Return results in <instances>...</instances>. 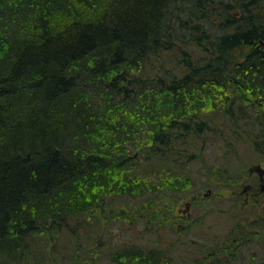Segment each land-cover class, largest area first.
Listing matches in <instances>:
<instances>
[{"label":"trees","instance_id":"16d2710c","mask_svg":"<svg viewBox=\"0 0 264 264\" xmlns=\"http://www.w3.org/2000/svg\"><path fill=\"white\" fill-rule=\"evenodd\" d=\"M93 6L100 10L90 14ZM7 15L29 21L12 31ZM82 64L104 102L79 92ZM142 110L151 136L127 153L122 136L137 134L131 121ZM1 134L0 264L32 263L24 241L43 230L103 233V219H117L105 190L144 197L152 173L206 162L213 137L231 146L241 135L264 155V0H0ZM117 164L149 172L115 179ZM147 196L120 211L122 222L163 224L161 204ZM254 223L201 226L198 245L181 249L175 264H264L244 258L260 235ZM155 242L111 243L105 253L117 264H162L176 246ZM78 243L74 264H98L99 247L81 254Z\"/></svg>","mask_w":264,"mask_h":264},{"label":"rangeland","instance_id":"374dc122","mask_svg":"<svg viewBox=\"0 0 264 264\" xmlns=\"http://www.w3.org/2000/svg\"><path fill=\"white\" fill-rule=\"evenodd\" d=\"M88 10L92 14L94 10L98 11L100 8L93 6L89 7ZM7 17V21L10 20L9 27L12 31H16L22 21V26L26 25L27 20L29 21L27 16L26 18L14 16V20H12L11 15H7ZM87 65L82 64L76 70L80 75L79 92L89 91L90 101L94 104H100L105 101L106 93L98 85L99 80L88 70ZM143 115H145V112L142 110L139 119L131 121L136 124L137 134L128 136L124 132V136H122L125 143H120L126 148L127 153L133 147H139L147 143L148 138L151 136L148 132V126H150L148 122L151 120L145 119ZM236 136L239 140L234 139L231 146L220 143V140L215 137H213V141L209 140L210 144L205 145L206 151L204 154L206 155L204 156L205 159L208 158V160L203 164L197 160L184 168L177 169L173 166L172 171L167 172L166 170L164 171L165 175L160 177L152 173L151 178H153L154 184L150 185L151 190L144 197L147 198V195L156 196L158 205L161 204L159 207H162V211L159 214V219L163 218V224L159 225L158 229L153 224H148L147 221L145 224L139 222L140 220L134 221L133 224H129V221L122 222L121 219L123 218L120 211L144 205V197H132L131 195L116 193L119 186L112 185L111 191L106 192L105 190L103 195L109 204H107L108 211L110 210L111 214L117 215V219H114V222H108L105 217L103 222L107 223V226L103 228V233L89 238L82 236L81 231L71 236L63 229L53 238H49L47 234L43 233L45 230L39 234L31 235L24 241L28 244L26 246L27 254H31L33 259L30 264H74L73 240L77 243L79 241L80 247H84L80 251L81 254H86L90 249H98L99 247L101 254L98 264H117L110 261L107 253H105L111 243L114 245H112L113 248H119L120 246L123 248L126 245L134 244L151 247L156 245L155 240L166 246L174 244L176 248L170 247L168 250L170 254L164 257L165 260L162 264H165L167 260L170 264H175L181 256V249H186L188 246L193 249L198 245L197 232L201 226L206 229L213 224L216 225V230L222 231L236 225L246 224L248 226L252 220L255 222V232H260V235L254 246L247 249L249 251H246L244 258L250 259L255 256L254 261L256 263L264 261V190L260 188L259 173L255 170L251 171V168L257 165L264 168V155L256 152L250 146V143L244 141L241 135ZM0 137H2V134ZM115 167L110 168L111 173H114L116 177L115 179L118 177L120 179V175L122 177L124 173L128 174V178H130L133 177L132 172L140 176H144L149 172L141 164L126 166L117 164ZM221 167L233 172L230 173L231 176L229 177L234 181L233 183L224 174H218L217 169ZM116 170H119L120 173ZM208 189L211 192L206 196L205 193ZM85 194L87 195L86 192L82 195ZM241 194H243V197ZM187 202L191 204L189 209L186 207ZM79 206H82L81 202H79ZM85 212L87 215L89 214L87 209H83L82 212H79L78 218H85ZM260 214L263 215L261 216L263 219H258ZM69 222L72 224L68 226L70 227L68 230L75 228L73 226L75 223L74 217H70ZM193 223H196L195 230L191 228ZM259 223L261 226H258ZM84 227L81 229L83 230ZM189 255L192 256L191 253Z\"/></svg>","mask_w":264,"mask_h":264},{"label":"water","instance_id":"95a60500","mask_svg":"<svg viewBox=\"0 0 264 264\" xmlns=\"http://www.w3.org/2000/svg\"><path fill=\"white\" fill-rule=\"evenodd\" d=\"M254 170L259 173V177H260V181H261L260 188L262 190H264V168L261 165H257V166H254L251 168V171H254ZM210 192H211V190L208 189L207 192L205 193V195L208 196ZM190 206H191L190 202H187L186 203L187 209H189Z\"/></svg>","mask_w":264,"mask_h":264}]
</instances>
